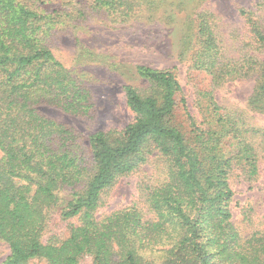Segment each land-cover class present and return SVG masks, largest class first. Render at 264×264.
<instances>
[{"label": "trees", "instance_id": "1", "mask_svg": "<svg viewBox=\"0 0 264 264\" xmlns=\"http://www.w3.org/2000/svg\"><path fill=\"white\" fill-rule=\"evenodd\" d=\"M51 2L0 0V240L10 248L1 264H80L84 255L96 264H264V228L241 235L229 182L235 164L247 165L249 178L258 173L248 136L259 128L215 104V115L201 123L188 112L190 132L184 131L174 120L182 93L175 71L139 64L135 74L147 86L124 87L133 120L90 134L87 153L79 132L39 109L85 117L96 109L83 72L56 56L53 37L91 14L129 22L146 2L66 0L52 9ZM210 19L206 12L198 25L195 65L215 84L260 73L250 102L264 111V58L249 53L222 63ZM254 33L264 50V28ZM228 136L240 145L234 155L224 150ZM151 157L159 158L160 173L138 182L139 203L97 218L103 194ZM56 209L78 221L65 238L44 240Z\"/></svg>", "mask_w": 264, "mask_h": 264}, {"label": "rangeland", "instance_id": "2", "mask_svg": "<svg viewBox=\"0 0 264 264\" xmlns=\"http://www.w3.org/2000/svg\"><path fill=\"white\" fill-rule=\"evenodd\" d=\"M65 1L53 0L48 6L60 8ZM143 1L146 9L139 10L129 22L115 23L113 17L91 14L71 25L70 32L53 37L56 56L72 70L83 72L86 86L95 98L94 114L78 116L49 105H41L39 109L79 132L85 151L90 154V134L100 130H121L133 120L124 87L128 83L147 86L146 81L136 76L135 67L144 64L173 69L182 86L174 120L184 131L190 132L188 112L201 123L215 115V104L221 113L229 112L236 120L242 119L246 126L259 128L257 135L248 136L258 152V173L249 178L244 170L248 166L243 168L235 164L229 176L234 191L231 202L233 222L241 235L248 237L255 230L264 228V111L250 102L260 73L215 84L205 68L195 65L194 55L198 25L201 16L207 12L220 46L219 55L224 56L222 63L249 53L264 58V50L259 49L254 33L255 27L264 28V5L261 0ZM86 50L84 58L78 57L79 52ZM223 146L227 155H234L240 149L238 140L231 136L226 137ZM161 165L158 157H151L141 168L121 177L103 194V203L95 216L102 219L114 210L138 204V182L148 175L158 177ZM77 221V217L64 219L61 209H56L49 218L44 240L53 235L65 238ZM9 253L8 244L0 240V264ZM36 263L47 264L42 260ZM80 264L96 263L91 255H84Z\"/></svg>", "mask_w": 264, "mask_h": 264}]
</instances>
